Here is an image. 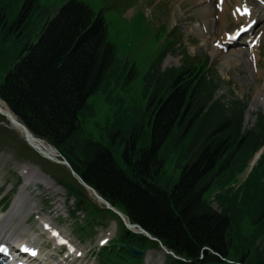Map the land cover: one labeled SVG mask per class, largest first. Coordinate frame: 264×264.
Masks as SVG:
<instances>
[{"label": "trees", "instance_id": "trees-1", "mask_svg": "<svg viewBox=\"0 0 264 264\" xmlns=\"http://www.w3.org/2000/svg\"><path fill=\"white\" fill-rule=\"evenodd\" d=\"M19 20L0 0V98L35 135L59 148L133 223L186 260L175 264H264V155L244 183L232 187L264 146L263 116L253 128H243L246 105L216 99L220 83L207 70L208 62L188 57L181 68L148 74L153 90L147 109H137L134 121L117 112L108 147L93 140L79 143L89 97L119 71L107 24L101 14L72 1L16 60L12 40L24 38ZM145 126L151 128L150 142L142 140ZM170 154L178 166L182 160L187 164L173 184L161 176ZM72 184L65 186L76 197L77 211L92 210L95 218L97 209ZM211 186L220 192L215 201L221 212L205 199ZM120 243L156 247L122 227L112 252L103 253L111 257L109 264H144L119 251Z\"/></svg>", "mask_w": 264, "mask_h": 264}, {"label": "rangeland", "instance_id": "rangeland-1", "mask_svg": "<svg viewBox=\"0 0 264 264\" xmlns=\"http://www.w3.org/2000/svg\"><path fill=\"white\" fill-rule=\"evenodd\" d=\"M69 1L71 0H37V3L33 4L31 0H2V5L12 10L14 18L20 17L19 22L24 27V38L21 41L12 40L15 46L12 54L16 60L21 55H27V44L37 43L47 23L53 20ZM75 1L88 6L96 14H102L108 24L109 41L116 47L120 61L117 76L111 78L114 83H118V86L111 89L108 85L102 92L90 98L93 117L91 121L85 122L79 138L87 137L105 144L104 137L107 135L109 123H112V115L116 111L123 107H132L131 102L143 109L146 108L152 93V86H148V72L159 56L169 48L171 40H174L175 44L161 62L162 70L179 67L184 56L208 58L212 71L221 80L216 97L225 103L237 99L247 104L244 112V127H252L259 115H264V42L256 50V62L251 60V51L243 48L236 47L242 49L236 52L218 51L216 48L226 33L241 27V23L236 24L232 20L234 2L228 5L223 16L214 6L215 1H212V16L209 18L212 24L205 26L204 19L191 15L198 12V7L203 2H207L206 0ZM220 17L223 19L221 22ZM162 26L166 28L165 32L161 29ZM173 30H178L174 37L165 34ZM179 33L182 34V38H179ZM238 55L242 57L239 65L236 63ZM126 81L130 85L124 90L122 86ZM108 89L113 92L109 93ZM108 99L110 104L106 103ZM0 128L5 131L0 132V215L7 212L4 210V200H14L21 195V202L16 206L17 211H14L11 219V231L5 239L32 240L33 238L39 244H46L43 245L44 249H50L53 242L47 240V233L41 231L38 222L39 216L47 217L54 227L65 232V235L74 241L78 251H82L83 254L79 259L75 258V253V264H98L93 253L98 250L101 239L110 236L114 241L119 234V228L113 218L104 216L95 223L90 235L82 237L77 233V223L85 226L87 215L81 212L77 218L71 217L74 201L69 203L64 189L62 194H56L47 190L42 184L31 182L21 193L24 185L21 178L22 167L37 168L44 177L49 175L44 171L41 160L31 151L20 146L23 145V141L18 133L11 130L7 123H0ZM145 129L146 134L142 140L147 139L150 142L151 128L145 126ZM261 153L264 154V148ZM53 171L61 172L57 167ZM181 172L182 168L177 167L176 155H170L166 173L170 177H179ZM246 174L240 177V182L245 179ZM215 188L214 186L206 191V199L212 195ZM213 207L219 211L216 204H213ZM41 237H44V241ZM166 257L167 254L163 251H150L146 257L147 264H166ZM69 263L72 264L70 261Z\"/></svg>", "mask_w": 264, "mask_h": 264}, {"label": "bare ground", "instance_id": "bare-ground-1", "mask_svg": "<svg viewBox=\"0 0 264 264\" xmlns=\"http://www.w3.org/2000/svg\"><path fill=\"white\" fill-rule=\"evenodd\" d=\"M211 1L212 0H207V2H203V4L200 7H198L199 11L191 15L192 17H195V18H202V19H204V21L202 19H199V20L203 21V24L205 22V26L207 24H209V25L212 24L211 21L209 20V18L212 16L211 6L213 5V3ZM233 2H235V4L237 5V7H242V8L247 7V5H254L249 0H224L223 1V10H222V13H221L223 16L225 15V13H226V11L228 9V5L230 3H233ZM255 8L256 9L253 10V12L251 13L250 16H246V17L244 16L243 17L245 20L248 21L249 24L252 23V22H255V21H259V20L264 21V16L260 14V12L258 10V5ZM191 13H192V9H191ZM223 16H221V17H223ZM221 17H220L221 20L219 19L220 22L223 20ZM235 21L237 23L238 22H241V18H239L237 15H235ZM217 23H219V22H217ZM260 27H261L260 30L264 31V26H263L262 22L260 23ZM220 44L222 46H224V47L227 46L228 42H227L226 36L224 37L223 40L220 41ZM253 53H255V52H253ZM235 55H237V54H235ZM236 58H237L236 59V63H237V65H239L240 60L242 59V57L240 55H238ZM255 60H253V61H255ZM1 105H2V108L5 111H8L7 107L3 103H1ZM36 145L38 147H40L42 150H45V151L49 152L52 155L55 153L54 151L47 150L46 149L47 148V145L45 143L42 144V143L36 142ZM26 169L27 168L24 169V171H23L24 173H25ZM27 174L28 175L24 174V185H26V186H23L22 187V189H21L22 191L32 181H34L36 184H42V185H44L47 188V190H49V191H52V192H54L56 194H62V192H63L62 188H60L58 185H56L55 182H53L49 178L44 177L39 170L32 169ZM56 188H57V190H55ZM19 202H20V196L17 197V199H16V201H15L12 209L9 210L7 213H5V214H3V215L0 216V242H1L2 239H5L6 238V236L4 234L6 232H7V234L10 232V229H9V227H10V220H11V217L14 214V210H15V208H16V206H17V204ZM41 221H42L43 227L46 230L47 229L50 230V232H51L52 231L51 224H49V222L47 220V217L42 218ZM32 240H33V238H32ZM29 242L32 243L31 241H29ZM13 243L21 244V242H16L15 240H12V242H10V244H13ZM33 243H35V242H33Z\"/></svg>", "mask_w": 264, "mask_h": 264}, {"label": "water", "instance_id": "water-1", "mask_svg": "<svg viewBox=\"0 0 264 264\" xmlns=\"http://www.w3.org/2000/svg\"><path fill=\"white\" fill-rule=\"evenodd\" d=\"M0 112L2 113V111L0 110ZM8 118H9V120H10V122L13 124V125H16V126H19V127H21L23 130H24V136H25V138H26V140L27 141H33V136L31 135V134H29L28 133V131L26 130V128L23 126V125H21L19 122H17L16 121V119H14L13 117H12V115H6ZM67 164V163H66ZM68 165V164H67ZM69 166V165H68ZM82 184L84 185V186H86L87 187V185L84 183V182H82ZM87 188H89V187H87ZM94 192V191H93ZM96 197L99 199V200H101V201H103V199L100 197V196H98L97 194H96ZM104 202V201H103ZM106 206H107V208L108 209H112L111 207H110V205L109 204H107L106 203ZM128 225V227L129 228H135V227H131L129 224H127ZM132 251H133V253L135 254V255H138V256H142V252L141 251H139V250H137V249H135V248H130Z\"/></svg>", "mask_w": 264, "mask_h": 264}, {"label": "snow or ice", "instance_id": "snow-or-ice-1", "mask_svg": "<svg viewBox=\"0 0 264 264\" xmlns=\"http://www.w3.org/2000/svg\"><path fill=\"white\" fill-rule=\"evenodd\" d=\"M244 12H245V14H250V10H248L247 8H245L244 10H243ZM58 235V234H57ZM62 243H67V241H61ZM104 241H102V243H103ZM25 250L27 251V248H25ZM7 251V249L6 248H4V247H0V252H6ZM33 254H35V253H33Z\"/></svg>", "mask_w": 264, "mask_h": 264}]
</instances>
